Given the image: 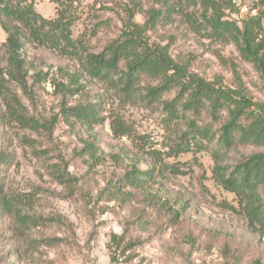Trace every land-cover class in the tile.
Masks as SVG:
<instances>
[{
  "label": "rangeland",
  "instance_id": "rangeland-1",
  "mask_svg": "<svg viewBox=\"0 0 264 264\" xmlns=\"http://www.w3.org/2000/svg\"><path fill=\"white\" fill-rule=\"evenodd\" d=\"M9 1L51 20L56 10L66 9L73 20L71 38L81 39L79 50L89 52L117 38L131 17L144 25L147 11L161 6L156 0ZM234 1L239 12L229 16L239 19L251 0ZM190 11L201 13L200 3L174 5L145 27L144 37L166 46L177 62L209 82L230 88L240 82L253 105L264 107V85L252 64L233 43L194 32L185 20ZM2 18L20 29V43L12 50L0 25L6 87L0 94V148L7 156L0 161V181L7 193L31 194L29 212L40 219L25 228L0 207V264H264V233L216 179L218 166L224 170L263 148L238 143L225 150L216 139L189 138L188 149L175 153L187 130L184 121L169 122L161 104L88 77L76 55L35 40L16 16ZM14 52L19 70L8 64ZM10 68L23 76L24 88L9 76ZM79 72L78 82L68 80ZM77 83L81 92L65 93V86L74 89ZM78 103L94 109L98 121L89 125L68 116L67 106ZM15 108L38 121L37 128L9 120ZM113 120L127 133L115 134ZM133 165L150 170L139 189L123 181ZM53 169H62L71 181L60 184ZM112 235L124 236L113 245L114 261L107 246ZM130 239L137 243L127 245Z\"/></svg>",
  "mask_w": 264,
  "mask_h": 264
},
{
  "label": "trees",
  "instance_id": "trees-1",
  "mask_svg": "<svg viewBox=\"0 0 264 264\" xmlns=\"http://www.w3.org/2000/svg\"><path fill=\"white\" fill-rule=\"evenodd\" d=\"M161 3L157 9L147 11L144 25L130 21L117 38L107 42L99 51L79 50L81 39L71 38L73 20L65 10H56L54 19H46L32 9L14 6L9 0H0V25L7 31V42L12 50L20 43V29L10 27L2 18L15 17L26 24L32 38L46 43L50 41L60 51L76 55L83 72L90 78L108 84L123 95L136 96L149 103L161 104L169 122L184 121L187 130L183 131L176 144L175 153L188 149L189 138L210 142L216 139L220 149H229L234 145L253 144L264 149V107L253 105L242 92L240 82L235 88L222 87L218 80L209 82L192 72L186 65L177 62L166 46L149 43L144 37L145 27L152 25L162 14L170 13L174 5L187 8L200 3L201 13L185 12V20L196 33L220 43H233L239 56L252 64L264 85V0H251L247 11L239 19L230 18L229 14L238 13L239 6L234 0H156ZM8 64L19 70L21 59L14 52ZM10 68L8 74L25 87L23 76ZM15 74V75H13ZM78 76L69 74L68 80L78 82ZM3 76V75H2ZM78 77V79H77ZM145 83L144 86L141 84ZM83 86L76 88L65 86L66 94L73 96L81 92ZM141 90L145 93L141 94ZM174 95L166 99V95ZM6 93L4 78L0 76V94ZM82 103L67 106V115L84 119L92 123L97 117L94 109ZM257 108V109H256ZM206 115V116H205ZM209 120L205 121V117ZM22 126L36 129L39 122L26 117L15 108L7 114ZM199 121H203L199 123ZM115 134H126L123 124L114 127ZM159 153V152H156ZM170 154V153H169ZM168 155V154H167ZM6 154L0 148V161H6ZM2 163V162H1ZM172 170L177 169L171 166ZM218 166L216 179L227 191L233 193L243 207L252 225L264 233V150L249 154L234 165L222 170ZM179 169V168H178ZM176 171H180V170ZM52 174L60 184L70 182L62 169H53ZM150 170H141L133 165L125 173V185L141 188L145 175ZM31 194L5 192L0 181V207L14 216L25 227L37 225L40 217L30 214ZM124 240V236L112 235L108 243L111 261H114L115 247ZM137 243L128 240L127 245ZM253 264H260L254 261Z\"/></svg>",
  "mask_w": 264,
  "mask_h": 264
},
{
  "label": "built area",
  "instance_id": "built-area-1",
  "mask_svg": "<svg viewBox=\"0 0 264 264\" xmlns=\"http://www.w3.org/2000/svg\"><path fill=\"white\" fill-rule=\"evenodd\" d=\"M235 3H236V1H235Z\"/></svg>",
  "mask_w": 264,
  "mask_h": 264
}]
</instances>
